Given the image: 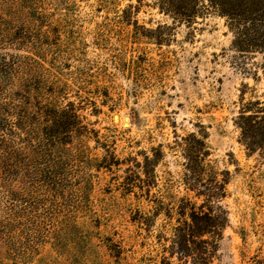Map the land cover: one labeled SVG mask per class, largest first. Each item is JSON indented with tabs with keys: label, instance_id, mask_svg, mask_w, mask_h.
I'll return each mask as SVG.
<instances>
[{
	"label": "rangeland",
	"instance_id": "374dc122",
	"mask_svg": "<svg viewBox=\"0 0 264 264\" xmlns=\"http://www.w3.org/2000/svg\"><path fill=\"white\" fill-rule=\"evenodd\" d=\"M251 1L0 0V264H264Z\"/></svg>",
	"mask_w": 264,
	"mask_h": 264
},
{
	"label": "trees",
	"instance_id": "16d2710c",
	"mask_svg": "<svg viewBox=\"0 0 264 264\" xmlns=\"http://www.w3.org/2000/svg\"><path fill=\"white\" fill-rule=\"evenodd\" d=\"M262 3H264V2H262L261 0H253V1H251L250 7H248V5L247 6L245 5L244 8L246 10L250 11L253 8L261 6ZM242 119H244L246 121V123H245L246 125H244L246 127H243V130H244V132H247L252 127L253 116L252 115H250L248 117L242 116ZM211 193H214V195H216V196L217 195H222V191L221 190H216V193L215 192H211ZM201 214L204 215L203 217H207L208 219L211 218L210 215H208L207 213H201Z\"/></svg>",
	"mask_w": 264,
	"mask_h": 264
}]
</instances>
